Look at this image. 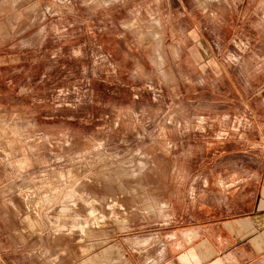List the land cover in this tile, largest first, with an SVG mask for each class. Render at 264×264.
Segmentation results:
<instances>
[{
  "label": "rangeland",
  "instance_id": "rangeland-1",
  "mask_svg": "<svg viewBox=\"0 0 264 264\" xmlns=\"http://www.w3.org/2000/svg\"><path fill=\"white\" fill-rule=\"evenodd\" d=\"M240 6L0 0V264H151L243 209L264 109Z\"/></svg>",
  "mask_w": 264,
  "mask_h": 264
},
{
  "label": "crops",
  "instance_id": "crops-1",
  "mask_svg": "<svg viewBox=\"0 0 264 264\" xmlns=\"http://www.w3.org/2000/svg\"><path fill=\"white\" fill-rule=\"evenodd\" d=\"M261 2L241 0L239 11L244 28L239 27V35L252 37V71L257 78L253 94L259 97L264 109V3ZM253 119L257 132L254 150L264 156V117ZM253 187L255 192L238 202L244 207L236 214L220 218L208 214L196 229L172 231L169 236L172 242L160 244V259L151 264H264V181H254Z\"/></svg>",
  "mask_w": 264,
  "mask_h": 264
},
{
  "label": "built area",
  "instance_id": "built-area-1",
  "mask_svg": "<svg viewBox=\"0 0 264 264\" xmlns=\"http://www.w3.org/2000/svg\"><path fill=\"white\" fill-rule=\"evenodd\" d=\"M243 46H244V44H243Z\"/></svg>",
  "mask_w": 264,
  "mask_h": 264
}]
</instances>
